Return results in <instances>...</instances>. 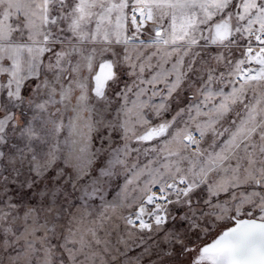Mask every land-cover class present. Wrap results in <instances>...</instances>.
Masks as SVG:
<instances>
[{
    "label": "snow or ice",
    "instance_id": "snow-or-ice-1",
    "mask_svg": "<svg viewBox=\"0 0 264 264\" xmlns=\"http://www.w3.org/2000/svg\"><path fill=\"white\" fill-rule=\"evenodd\" d=\"M0 264H264V0H0Z\"/></svg>",
    "mask_w": 264,
    "mask_h": 264
}]
</instances>
